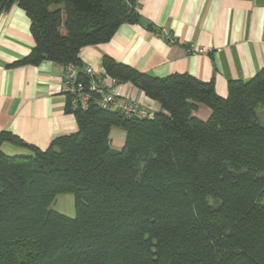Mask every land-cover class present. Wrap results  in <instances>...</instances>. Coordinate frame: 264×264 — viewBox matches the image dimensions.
<instances>
[{
	"label": "trees",
	"instance_id": "obj_1",
	"mask_svg": "<svg viewBox=\"0 0 264 264\" xmlns=\"http://www.w3.org/2000/svg\"><path fill=\"white\" fill-rule=\"evenodd\" d=\"M14 5L34 45L9 66L73 63L85 86L81 50L140 19L137 0H0V12ZM102 66L161 110L127 116L96 93L83 107L65 92L75 133L41 149L1 131L0 264H264V67L222 97L189 73L152 76L110 56ZM4 142L31 154L8 155ZM60 195H73L74 214L54 206Z\"/></svg>",
	"mask_w": 264,
	"mask_h": 264
},
{
	"label": "crops",
	"instance_id": "obj_2",
	"mask_svg": "<svg viewBox=\"0 0 264 264\" xmlns=\"http://www.w3.org/2000/svg\"><path fill=\"white\" fill-rule=\"evenodd\" d=\"M140 19L123 23L105 43L84 47L80 58L105 76L102 58L110 56L152 76L189 73L213 82L216 92L228 95L232 80H249L264 67V0H137ZM152 26L153 29H149ZM26 13L17 5L0 12V132L7 130L29 144L45 149L60 136L78 129L73 114L66 112L62 90L64 65L44 61L40 65L10 67L28 55L34 45ZM163 33L174 36L175 43ZM162 33V34H163ZM108 87H112L109 78ZM125 99L138 100L154 114L161 105L130 82L116 86ZM206 104L194 115L211 116ZM126 133L114 128L111 145L122 149ZM8 155H29L21 146L4 142ZM59 200L71 199L60 195ZM57 208L68 215L60 204ZM70 212V213H69Z\"/></svg>",
	"mask_w": 264,
	"mask_h": 264
},
{
	"label": "built area",
	"instance_id": "obj_3",
	"mask_svg": "<svg viewBox=\"0 0 264 264\" xmlns=\"http://www.w3.org/2000/svg\"><path fill=\"white\" fill-rule=\"evenodd\" d=\"M160 34V33H159ZM170 43H175L176 39L168 33H161ZM83 72L89 77V85L78 78V67L70 63L64 67L62 77V90L65 93L74 95V104L81 103L83 107H87L89 100L92 99L91 93L100 96V104L103 108L122 111L127 116L142 117L151 115L146 106L138 100L125 99L117 91L116 86L120 85L116 79L109 76L100 75L92 65H85ZM112 82V87H108L106 79ZM87 89V91H86Z\"/></svg>",
	"mask_w": 264,
	"mask_h": 264
},
{
	"label": "rangeland",
	"instance_id": "obj_4",
	"mask_svg": "<svg viewBox=\"0 0 264 264\" xmlns=\"http://www.w3.org/2000/svg\"><path fill=\"white\" fill-rule=\"evenodd\" d=\"M146 108L148 109V107H146ZM258 115H259L261 123L264 125V108H262V107L258 108ZM62 196H64V195H62ZM70 196H73V195H70ZM63 198H64L62 200L63 203H61V200H59V197H58V201H57L58 203L55 204L54 206L57 207L60 204V206L62 207V204H63L65 211H67V212L71 211V215L74 214L75 209H74L73 198L71 197V199H68V201L66 200V197H63Z\"/></svg>",
	"mask_w": 264,
	"mask_h": 264
}]
</instances>
